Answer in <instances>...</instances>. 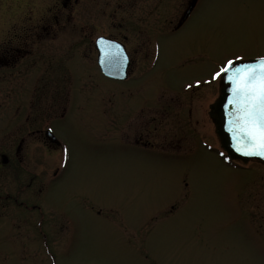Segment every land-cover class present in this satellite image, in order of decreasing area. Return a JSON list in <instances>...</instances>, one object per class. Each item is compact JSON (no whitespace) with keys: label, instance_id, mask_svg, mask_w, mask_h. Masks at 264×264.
Returning <instances> with one entry per match:
<instances>
[{"label":"rangeland","instance_id":"374dc122","mask_svg":"<svg viewBox=\"0 0 264 264\" xmlns=\"http://www.w3.org/2000/svg\"><path fill=\"white\" fill-rule=\"evenodd\" d=\"M188 1L178 0V11L161 15V22L175 25ZM56 3L0 0V29L29 18L43 22V13ZM63 13L65 29L51 36L65 44L61 55L70 78L61 100L70 113L58 125L61 135L57 132L62 149L53 152L41 140H28L36 169L61 168L60 180L34 204L50 210L47 219L62 218L63 229L59 235L57 223L56 230L53 222L47 223L50 237L43 240L36 226L38 213L20 206L12 218H3L0 264H264V163L229 162L209 117V106L219 94L220 78L213 79L219 66L236 56H264V0H202L176 32L170 30L173 25L123 31L118 28L121 15L112 27L103 21L106 15L97 18L91 12L80 14L88 25L76 30L78 15L66 21ZM123 33L129 38L135 71L130 81L109 80L100 74L93 41L100 35L122 39ZM193 87L198 89L192 93ZM127 88L146 96L147 118L160 115L156 104L174 97L183 100L177 132H183L179 138L186 137L175 154L161 151L156 132H148L155 148L123 144L118 136L123 134L124 111L114 112L120 124L112 127L111 117L92 105L107 102L108 90L115 103L135 108L138 99L128 97ZM187 91L191 94L185 96ZM26 97L21 91L0 92L1 140H15L23 128L20 123H28ZM103 105L101 110L108 107ZM17 108L20 125L15 121ZM141 121L136 117L130 123L136 128ZM168 121L166 127L175 130ZM46 176L39 175L34 185L45 186ZM30 194L31 189L24 191L20 200L32 199ZM46 245L52 247L51 255L44 251Z\"/></svg>","mask_w":264,"mask_h":264},{"label":"flooded vegetation","instance_id":"af4514ba","mask_svg":"<svg viewBox=\"0 0 264 264\" xmlns=\"http://www.w3.org/2000/svg\"><path fill=\"white\" fill-rule=\"evenodd\" d=\"M201 1H197L191 15L184 20L182 16L190 7L192 0L187 2L176 24H172L171 32H176L185 26ZM177 2L178 0H57L56 8L48 7L43 13L41 17L43 22L36 23L32 21V18H29L27 22H13L11 26L0 29V92L14 94L21 91L23 94H26L28 98H25V105H28L29 111L26 119L28 123H20L21 126L23 125V128L20 127V133L16 134L15 137L13 136L15 140L10 138L11 140L3 141L0 138V234L3 218L7 216L12 218V213L20 206L24 207L30 214L34 212L38 213L36 226L40 238L48 239L50 237L49 232L45 228L47 223L53 222L54 230H56L55 224L57 223L56 227L59 228L57 230L59 235H61L60 232L63 229L64 222L62 218L53 215L50 219H47L49 217L45 214H52L50 210L42 208L38 203H36L37 205L34 204V202H38L42 193L49 189L51 183H56L60 180V168H54L51 172L49 170L42 172L43 169H36L32 165L35 160L34 151L28 144V140L33 141L35 139L36 141H43L53 152H59L62 149V143L57 132L60 133L58 129L59 123L68 117L70 113V108L61 102L62 94L70 89V78L67 75L68 72H66V57L61 55L65 44L59 38L51 36H57L65 29L66 22L61 20L63 12L66 11V19L64 18L66 21L72 20L73 13L78 15L77 20L79 23L74 24L76 30L80 29L83 31L85 26L88 25L81 22L79 19L80 14L91 12L97 18L99 16L102 17V15L105 18L106 15L107 19H103V21L112 24V27L116 26L115 18L121 15L123 21L118 23L119 29L125 31L133 28L141 32L152 28L172 26L162 23L161 15L170 11L171 13H176L178 11ZM72 10L75 12H72ZM154 16L158 17L154 19ZM108 36L122 41L126 45L130 57L129 75L126 81H130L136 65L134 56L128 47L129 38L124 33L122 39L111 37V35ZM84 40L82 39L80 42ZM52 47L54 48L52 49ZM93 47L96 52V63L98 66L96 39L93 41ZM131 89L127 88L124 91L127 93L129 91L128 97L132 96L138 99L136 102L138 105L135 108H132L126 100V103L123 105L118 102L115 103L113 101L114 94H112V91L108 92V90L107 102L102 104L98 102L92 105L99 107L98 110H100L99 112H103L104 117H111L112 127H116L115 124H120L118 123L119 117L114 112L124 111V114L121 112L123 134L118 136V139L122 140L123 144H133L142 150L148 146H154L152 148H155L156 144H153L154 141L151 140L148 132H156L160 134L158 135L161 138L160 143H163L161 144L162 147L159 146L161 151L175 154V150L177 151L179 148H182V142L186 137L184 134L182 138H179L180 135H183V132L181 134L177 132V125L179 124L177 119L179 116L178 110L181 108L185 109L182 103L183 100L180 97H174L171 99L172 102L156 104L153 108H158L157 111L160 115L155 117L149 116L147 118L146 108L150 106L147 105L146 96H142V92L135 93ZM136 89L140 90V87ZM196 90L193 89L192 93ZM189 93L190 91H187L184 95L188 96ZM136 96H139V98ZM66 99L67 97L65 101ZM103 104H106L108 107L102 109V111L100 107L104 106ZM190 106L189 104L187 107L189 111L187 113V121L189 122L187 128L190 126L191 117L189 116H192ZM97 107L95 108L96 111ZM19 109L17 108L15 114L17 124L21 121ZM34 111H36V115ZM39 115L41 118L38 117ZM136 117L137 119L142 118V121L135 128V124H131L130 122ZM164 120L166 122L169 120L168 123H171L175 130L167 128V123ZM147 123L150 124L149 128ZM155 124H157V127L150 128L151 125L155 126ZM50 130L57 136L59 141L51 136L50 133L48 134ZM164 148L168 150H163ZM25 174L26 177L28 176L27 183L23 184L22 182L25 181L23 176ZM39 175L41 179L42 175H47L45 186L40 182L34 185L36 178L37 180L40 179ZM37 184L38 187L36 188ZM29 189H31L30 195L32 199L28 200L24 198L20 200V196L23 195L24 191ZM35 198L37 200L33 201ZM3 208L8 209L7 212L4 213ZM44 251L51 255L53 250L52 247L46 245L44 246Z\"/></svg>","mask_w":264,"mask_h":264},{"label":"snow or ice","instance_id":"6c2138e0","mask_svg":"<svg viewBox=\"0 0 264 264\" xmlns=\"http://www.w3.org/2000/svg\"><path fill=\"white\" fill-rule=\"evenodd\" d=\"M243 59L242 56L226 59L213 73V79L226 76L234 85V96L229 103L238 106L239 116L236 127L229 131L238 132L235 139L242 143L237 146V151L264 157V56L257 58L255 63L237 66L236 62ZM196 83L198 85L200 81ZM68 151L64 149L65 159Z\"/></svg>","mask_w":264,"mask_h":264},{"label":"water","instance_id":"95a60500","mask_svg":"<svg viewBox=\"0 0 264 264\" xmlns=\"http://www.w3.org/2000/svg\"><path fill=\"white\" fill-rule=\"evenodd\" d=\"M191 9L188 10L185 17L188 16ZM97 45L99 48V64L103 73L114 79H126L128 76L129 57L124 45L106 37L98 38ZM256 59L237 61L236 65L255 63ZM233 87L234 85L227 77L222 76L219 96L210 105V117L215 125V132L221 147L227 152L230 160H240L245 164L252 160L264 163V157L244 155L242 151H237V146L242 142L235 139L238 136V132L229 131L230 128L236 127L235 121L239 116L237 112L238 106L229 103L234 96Z\"/></svg>","mask_w":264,"mask_h":264}]
</instances>
